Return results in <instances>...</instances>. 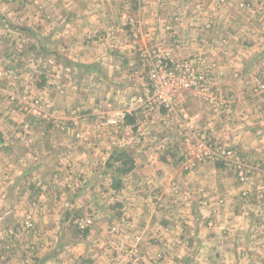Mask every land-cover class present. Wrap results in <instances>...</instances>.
<instances>
[{
  "label": "rangeland",
  "instance_id": "rangeland-1",
  "mask_svg": "<svg viewBox=\"0 0 264 264\" xmlns=\"http://www.w3.org/2000/svg\"><path fill=\"white\" fill-rule=\"evenodd\" d=\"M81 1L0 0V139L44 135L9 172L0 263L264 264V0H117L75 31ZM183 98L240 135L179 127Z\"/></svg>",
  "mask_w": 264,
  "mask_h": 264
},
{
  "label": "crops",
  "instance_id": "crops-1",
  "mask_svg": "<svg viewBox=\"0 0 264 264\" xmlns=\"http://www.w3.org/2000/svg\"><path fill=\"white\" fill-rule=\"evenodd\" d=\"M117 0H101V1H97L100 5L96 6V7H90L89 3L87 1H81L80 5L77 7H74L72 9L67 10V12L69 13V19L67 20V23L70 27H72L75 31H77L79 26H86L89 29H94V28H108L111 23H113L112 21H108L105 18H107V16L110 15V13H115L117 11H123L126 8L130 9L131 8V3L127 2V3H120L117 5H112V2H115ZM131 1V0H129ZM106 3V4H104ZM7 7L9 9V4H7ZM80 10V11H79ZM75 12V13H74ZM78 12V13H77ZM83 12V16H79L81 13ZM98 14L97 16H94L92 14ZM80 17V19H79ZM115 17H113L114 19ZM122 20H124V22H134L135 19L134 18H128V17H122ZM41 21L40 18H38V25H40L41 23L39 22ZM35 24V22H33ZM98 28V29H99ZM98 29L94 30L97 31ZM90 33H93V31H90ZM2 39H5L2 37ZM6 40V39H5ZM3 41V40H2ZM8 41V40H7ZM9 42V41H8ZM9 88V87H2V89L4 90L5 94H9V91H6L5 89ZM217 90V89H216ZM3 96V93L0 91V129L2 127L6 126V122H9V103L6 101L5 98H1ZM224 104L222 101L218 103V101H214L212 102L213 108H215V111L217 110V107L219 106L220 109V105ZM193 106L197 107V108H201L202 107V103H195L193 104ZM227 106L225 105L224 108H226ZM191 108V103H189V101H186L185 98H183L182 100L179 99L177 101V107H176V111L179 114V120L177 125L179 127L182 126V124L184 126H186L188 129L190 130L192 128L195 127H200L201 128V132L205 133L207 135H212L214 138L218 139L221 142H229L231 143L232 141L230 139H226V141H224V137L222 135V132H225V134L230 136L232 135L233 138H235V133L237 134V137L240 135L241 132H234L233 130H231L230 127H219L217 125V120L216 117L214 116L212 119H210V121H208V119H205V116H207L209 113V107L206 108V112L205 111H201V112H196L195 114H192L191 111L189 110ZM228 111L229 113H232V110H225ZM233 114V113H232ZM13 116L15 118H20V116L17 113H13ZM239 116V115H238ZM224 117V115H223ZM180 118H186L185 120L180 119ZM189 118V119H188ZM219 118V117H217ZM225 118V117H224ZM188 119V120H187ZM160 121L164 120L163 123H160V121L157 122V125H165L169 126L172 125V123L175 122V120L172 121H166L164 118L159 119ZM183 120V121H182ZM168 122V123H167ZM146 123V122H145ZM195 124L194 127H192ZM229 132V133H228ZM20 134H15L14 137H12V135L9 136V142H7L8 138L4 141H2L0 143V204L4 205L7 204V206L4 205L3 207V213L0 212V231H4L5 229H7V220L9 219V199L11 200V198H9V178H11L10 173L11 171H13V169L16 167L17 163H18V159H22L23 156H28L29 154H35L34 157L35 159H37L38 161V157L40 156V149L38 148V145L40 142H42V140L44 139V135H40L38 133H32L31 136H26L23 135V137H20ZM231 137V138H232ZM21 138V139H18ZM25 140V144L28 143L27 140H31V142H34V144L37 146V148H34L35 145H33V149L29 151V153H25L24 151L21 152V155L17 158L13 157V154L15 152L17 146H22V140ZM146 139V136L141 137L139 139L140 143H144V140ZM15 141V142H12ZM143 141V142H142ZM9 143V144H8ZM13 143H15L13 145ZM245 146H249V148H251L250 153H253V150L256 146L254 145H246ZM19 150V149H18ZM138 150V149H137ZM141 150V149H140ZM174 150V148H172L171 150H169L170 152H172ZM139 151V150H138ZM144 153L149 154V155H155L151 148H147V151H144ZM42 165L39 164L38 168ZM194 168V167H192ZM191 168V169H192ZM211 166H208V169H210ZM4 179L7 180L6 182H4ZM8 183V184H7ZM13 184V183H12ZM4 185V186H2ZM8 218V219H6ZM6 219V220H5ZM3 221V222H2ZM4 227V228H2ZM0 264H9V261L5 262V263H0Z\"/></svg>",
  "mask_w": 264,
  "mask_h": 264
},
{
  "label": "trees",
  "instance_id": "trees-1",
  "mask_svg": "<svg viewBox=\"0 0 264 264\" xmlns=\"http://www.w3.org/2000/svg\"><path fill=\"white\" fill-rule=\"evenodd\" d=\"M128 119H129V116H128V115H126V117H125V120H126V122H127V123H129V122H130ZM129 124H130V123H129ZM0 143H1V139H0Z\"/></svg>",
  "mask_w": 264,
  "mask_h": 264
}]
</instances>
